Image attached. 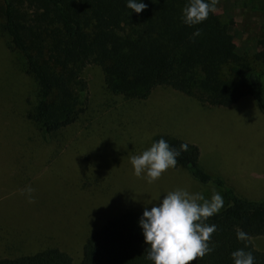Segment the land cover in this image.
<instances>
[{
  "label": "trees",
  "instance_id": "trees-1",
  "mask_svg": "<svg viewBox=\"0 0 264 264\" xmlns=\"http://www.w3.org/2000/svg\"><path fill=\"white\" fill-rule=\"evenodd\" d=\"M126 2L0 0V31L22 55L25 71L37 85L35 99L26 95L24 108L0 114V158L11 147L14 151L13 160L0 161L3 193L32 187L36 182L30 180L40 168L38 161L43 159L41 151L47 146L58 150L66 147L63 153L54 151L43 156V163H49L54 176L50 184L42 183V179L37 183L52 188L55 195L38 205L34 201L32 210L47 211L52 200L58 201L48 211L54 214L64 207L66 215L59 221L69 225L72 221L100 220L112 207L122 209L86 237L79 263L61 248L48 246L28 254L0 257V264H152L145 258L147 245L138 225L142 211L124 209L128 190L118 187L112 198L88 203L93 212L87 216L88 204L83 198L78 206L79 200L71 199L66 192L59 194L58 189L64 180L65 186L84 197L113 185L104 166L107 149L104 155L101 145L90 140L94 135L100 144L110 139L113 130L106 129L105 133H111L102 134L109 124L120 131L123 124L126 130L131 124L135 128L140 124L138 116L150 121L171 119L168 113L162 116L155 111L146 112L145 102L159 87L175 91L202 111L204 120L197 118L201 122L210 121L212 112L240 106L247 99L264 116L263 73L257 69L258 65L264 66V26L261 50L253 55L240 54L230 38L228 23L214 10L201 23L188 26L181 20V9L187 0H142L147 7L140 13L127 8ZM197 29L200 34L193 36ZM90 64L98 66L102 73L106 96L102 94L98 100L84 77ZM131 136L132 133L130 141ZM161 137L176 150L186 144L187 150L176 158L175 167L188 169L201 184L220 188L229 202L205 221L216 225L208 241L212 251L188 264H233L230 253L239 248L252 253L254 264H264V252L252 242V238L264 235V156L258 162L261 177L254 178L255 187H250L244 182L248 154L237 165L220 163L219 168L210 169L204 155L208 148L203 150L184 136L156 135L152 143ZM145 146L131 147L125 171L132 173L129 158L135 150L141 153L148 148ZM235 147L245 149V143L240 141ZM254 149L251 154L256 152ZM67 171L72 175L66 176ZM128 178L131 179L130 174ZM19 195L16 204L20 201L19 207L22 202L28 206L27 196L22 191ZM32 197L34 200V191ZM79 212L82 217L75 216ZM0 221L15 230L31 227L22 221H11L8 207L1 201ZM237 230L246 233V240L237 239Z\"/></svg>",
  "mask_w": 264,
  "mask_h": 264
},
{
  "label": "rangeland",
  "instance_id": "rangeland-1",
  "mask_svg": "<svg viewBox=\"0 0 264 264\" xmlns=\"http://www.w3.org/2000/svg\"><path fill=\"white\" fill-rule=\"evenodd\" d=\"M214 13L228 23L230 38L238 53L253 55L261 50L264 0H217ZM257 69L263 73L262 82L264 85V66L258 65ZM84 77L88 81L91 94L96 100L102 94L106 96L101 69L98 66L88 65ZM36 92L35 80L25 71L24 58L10 45L8 36L0 31V114L7 115V112H10L9 109L18 112L19 109L16 107L22 106L24 108L26 106V95L34 100ZM115 99L122 100L119 97H115ZM145 103L148 114L155 111L159 115L165 116L168 113L171 119L150 121L148 118L138 116L141 125L137 123L138 126L134 128V125L131 124L126 130L123 124L121 125L123 130L120 131L118 128H111L109 124L110 127L102 129V134L111 133L110 131L105 133L106 129L113 130L114 134L110 139H106L104 143L100 144V142L95 141L98 136L94 135L90 140L91 143L101 145L104 155L107 149L108 154L104 166L110 172V181H113V185L110 183L108 188H100L94 194H87L83 197L76 194L71 186H65L63 180L58 189L59 194L66 192L71 199L72 197L74 200L83 198L85 203L94 204L104 201L105 198H112L115 190L120 187L129 191V193H125L124 209L143 212L145 208H150L152 203H158L159 199H162L168 191L180 188L190 193H202L206 198H210L213 191L218 192L223 197L221 208L228 205L229 202L220 188L201 184L192 177L188 169L181 166L167 169L152 183H148L143 174L137 177L133 171L132 173L130 170L125 171L123 167L128 163L125 159H128L131 147H143L146 142L148 145L145 147H150L152 139L156 135H164L168 138L184 136L188 141L200 145L203 150L208 148V151H204V155L206 157L205 165L210 169L211 167L219 168L220 163L226 165L227 162H233L237 165L240 160H245V155L248 154L244 167L246 178L244 182L247 186L255 187L254 178L261 177L258 162L260 159L263 161L262 156H264V116L250 99L245 100L240 106L212 112L209 115L211 120L202 122L199 121L204 120L202 111L191 106L184 97L177 95L173 90L159 87ZM187 111H190L191 115ZM221 117H224V121L221 120ZM240 141L245 143V149L235 147ZM130 143L132 146H129ZM253 147L256 152L251 154ZM65 150H67L66 147L58 150L54 146H47L41 152L43 156H47L50 152L63 153ZM95 150H99V148L95 147ZM139 154L135 150L131 156ZM8 159H14L12 147L10 151L5 152V157H1L0 161L8 163L10 162ZM43 159L38 161L40 168L36 170L30 180L31 183L36 182L32 184L35 199L28 206H26L27 203L22 202V207H19L20 201L16 204V199L21 198V195L18 196L19 192L22 191L21 189H10L7 193H5L6 191L3 193L2 187L4 185H0V194H2L0 201L8 207V215L11 221H22L23 224L31 226L30 228L15 230L11 226H3L4 221H0V227L3 226L0 228V257H13L35 252L40 248L57 246L68 252L73 260L79 263L86 237L106 224L110 219L109 217L116 215L122 209L119 206L112 207L103 214L105 216H101L100 220L95 222H90V220L86 222L72 221V224L69 225H61L59 221L66 215L64 207L54 214L48 211L56 207L58 201L52 200L47 205V211H37L35 208L32 210L34 201L38 205L42 200L46 202L55 195L52 188L42 184H50L54 176L49 168V163H43ZM70 159V156L66 158L67 161ZM129 174L132 180L128 178ZM69 175L72 174H68L67 171L66 176ZM40 179H42V183H37ZM126 194L128 195L126 196ZM80 202V200L77 202L78 206L81 205ZM87 207L85 213L88 216L93 211L90 212L89 204ZM69 208L71 209V207ZM4 215L7 216V214ZM75 216L82 217V213H76ZM252 242L256 249L264 252V235L252 238Z\"/></svg>",
  "mask_w": 264,
  "mask_h": 264
},
{
  "label": "clouds",
  "instance_id": "clouds-1",
  "mask_svg": "<svg viewBox=\"0 0 264 264\" xmlns=\"http://www.w3.org/2000/svg\"><path fill=\"white\" fill-rule=\"evenodd\" d=\"M216 4L217 0H187L181 9V20L188 26L199 24L207 19ZM126 7L140 13L147 5L142 0H127ZM199 34L197 29L193 36ZM186 150V144H181L180 149L176 150L161 137L139 155H133L129 159L134 175L140 177L143 174L147 182L152 183L167 169L175 167L176 158L181 151ZM33 191L31 186L22 190L29 202H32ZM222 206L223 197L215 191L210 198L202 193H190L180 188L165 193L158 203L145 208L138 219L147 245L145 258L152 264H188L211 252L208 241L216 230V225H209L205 221L218 213ZM236 237L238 240L247 238L246 233L240 230H237ZM230 256L233 264H254L252 253L243 248L232 251Z\"/></svg>",
  "mask_w": 264,
  "mask_h": 264
}]
</instances>
